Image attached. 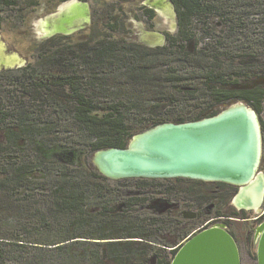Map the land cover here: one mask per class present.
<instances>
[{
    "label": "trees",
    "instance_id": "16d2710c",
    "mask_svg": "<svg viewBox=\"0 0 264 264\" xmlns=\"http://www.w3.org/2000/svg\"><path fill=\"white\" fill-rule=\"evenodd\" d=\"M27 1L29 8L44 0ZM170 1L176 11L178 33L176 36L165 34L166 46L149 48L143 44L93 36L74 44L70 35H55L39 46L37 62L0 72L1 133L13 146L15 154L21 152L19 149L23 150L19 143L24 141L37 156L33 161L21 162L7 151L9 161H5L2 168L4 176L0 177V190L11 195L23 188L26 191L41 188L43 192L41 199L27 194L25 201L29 202L26 209L33 215L32 221L35 218L32 222L35 226H18L0 234V264H32L30 258H40L42 264H152V259L154 264H171L182 243L198 228L231 211L216 209L211 217L202 219L199 215L195 221H185L171 211L158 214L162 204L174 200L188 206L189 196L205 195V192L209 196L207 202L211 204L214 200L210 193L216 197V186H222L219 204L227 208L232 198L228 189L231 185L182 178L111 180L86 165V157L96 152L126 149L136 135L163 124L200 121L207 112L233 101H248L258 111H264V88L249 92L250 96L231 90L239 83L237 77L243 78L247 74L248 78H256L263 74L242 72L235 65L225 66L203 52L187 50L194 38L192 28L196 18L236 11L241 0ZM17 4L16 0H0V12ZM141 10L142 17L153 28L155 10L147 6ZM110 21L109 18L101 20L102 28L118 31L117 24ZM189 59L197 65L191 72L172 67L179 61L190 63ZM158 67L163 70L158 71ZM96 76L118 86V95H125L126 91L127 97L132 99L114 98L105 108H99L107 110L106 115L99 117L95 114L99 103L97 96L105 89L100 87L96 92V83L92 79H97ZM138 94L147 98L149 110L142 120L132 119L135 109L142 105L137 99ZM180 96L195 102L192 115H178L174 110L166 116L156 115L166 97L170 105L178 106ZM28 99L40 104L41 109L51 108V112H44L51 125L65 126L68 132L79 131L88 138L87 141L77 148L69 143L64 145L51 139L38 141L37 137H32L36 130L27 121ZM66 112L70 118L65 120L60 115L64 116ZM217 114L213 111L207 118ZM53 129L47 133L52 134ZM55 165L65 172L63 170L57 176L50 192L47 184L38 183L43 179L39 174L48 175ZM72 167H77L74 172ZM154 196L161 198L154 199ZM98 199L100 203H94ZM152 201L155 202L153 207ZM201 207L206 205L201 204ZM61 214L67 217L66 226L51 229V224L58 222L57 217ZM91 219L98 228H91L88 233H84V229L74 230V225ZM44 230L51 233L42 236ZM250 256L257 264V253H250Z\"/></svg>",
    "mask_w": 264,
    "mask_h": 264
},
{
    "label": "rangeland",
    "instance_id": "374dc122",
    "mask_svg": "<svg viewBox=\"0 0 264 264\" xmlns=\"http://www.w3.org/2000/svg\"><path fill=\"white\" fill-rule=\"evenodd\" d=\"M16 1L18 3L16 7L7 9L3 8L0 12V45L3 47L6 56L17 55L21 59L22 62L20 67H26L29 63L37 62V55L40 54L37 51L41 50V47L39 46L47 39L56 35L54 33H47L49 30H46L45 32L43 29L44 24L46 28H51L52 24L58 22L56 20L59 16L64 14L66 9L75 3L86 6V9H88L87 12L89 15V22L82 23L83 18L80 19L81 21L78 22L80 24L77 25L71 35L66 32L57 33L70 35V37L73 38L71 41H73L74 44L80 42V39L82 42L87 40L90 36H93V38L96 37L98 39L106 37L110 40L143 44L146 47L154 48L148 46L146 43L149 33H159L163 35L164 38L165 33L173 36H176L178 33L176 11L169 0H44L37 3L35 7L29 8L27 0ZM237 5L236 11L228 12L227 14H222L221 16L212 15L210 17L203 16L196 18V21L194 20L193 22L192 28V35L194 38L188 44L187 50L191 53L194 51L203 52L209 58H217L218 61L223 63L225 66L235 65L236 68H240L242 72L245 71L253 73V71H255L257 74H263L260 75L263 77H259L257 79L255 78V80L251 81L248 80L243 83V85H248L250 87L264 85V0H241L237 3ZM143 6L152 8L156 12L153 28H151L150 23L142 17L141 8ZM107 18L111 19V24H117L118 31L114 32L102 28L101 20L107 21ZM80 32L84 33L80 34ZM166 45V40H163L161 47ZM175 59L178 60L179 55L176 56ZM176 66L186 69L184 72H191L197 67V65L191 60L190 63L186 61L176 62L172 67ZM6 70L9 69L0 70V72ZM13 70H17V68H13ZM157 70L161 71L163 69L158 67ZM93 76L94 75H92V77ZM98 77L97 79L92 78L96 83V92L98 93L100 87L104 88L105 91L103 94H98L97 96L99 103L97 104L98 110L95 111V114L99 117H103L107 114V110L101 111L99 108H105L114 98L121 99L126 97L124 100H127L131 97H127L128 95L126 94V91H124L125 95H118L120 92L118 86L116 87L115 85L106 83ZM100 77H102V75ZM240 79H244V77ZM124 88L128 89L127 86ZM139 96L140 95L138 94L137 99L138 101H142V105L135 109V117L132 116V119L138 118L139 120H142L146 117L145 115L149 112V110L146 107L147 98ZM185 97L186 96H183L182 98L180 96L177 99L178 104H180L178 106L170 105L169 99L166 97V99L162 101L156 115L166 116L167 114L173 112V110L178 115H192L195 111V102L190 98ZM133 100L135 99L133 98ZM240 103L241 102L237 103L235 101L226 104V106ZM7 106L11 107L10 105ZM226 106L221 105L216 107L212 111L207 112L206 115H210L213 111H216L219 114L226 108ZM249 107L254 110L251 106ZM25 110L30 112L28 115L29 117L27 118L28 124L31 127L34 126L36 130L31 136L37 137L38 141L51 139L64 145L69 143L77 148H81V144L86 142L88 139L79 131L68 132L67 130L69 129H66L65 126L58 127L56 125H51V123H49L50 120H47V118L45 119V113L51 112V108L48 109L44 107L41 109L40 104L37 105L33 102V100L31 101L28 99L26 101ZM206 115H204L203 118H205ZM60 117L66 120L70 118V114L66 112L64 116L60 115ZM52 127L54 128L52 130V134H48L47 131H50ZM19 144L23 147V150L19 149L18 151L21 152H17V154H15L16 151H14L13 146L10 145L6 136L4 133H1L0 129V177L4 176L2 175V168L6 165L5 161H9L7 160L8 157H6L8 154H10L13 159L15 158V160L21 162L24 160L27 162V159H31L30 161H33L37 158L33 151L26 146L24 141H21ZM7 151L8 154H6ZM92 156L93 154L86 157V165H88V167L90 166V168L95 171L91 165ZM72 168L74 172L77 167ZM63 170L65 172V169L60 166H53L48 175L44 174V176H42L39 174V176L43 177V179L38 183L42 186L47 184L46 187L50 190V188L56 184V181L58 180L57 176L60 175ZM79 172L80 170L76 172V175ZM27 194H29L28 196L34 195L35 197L41 199L43 192L41 188H37L34 191H26L23 188L18 193L11 195V193L7 191L2 193L0 190V234L4 232V230L12 231L14 227H28L29 225H36L32 224V222L35 221V218L32 221L33 215L26 209V206L29 204V202L28 204L25 202L27 201L26 198H28ZM210 196L214 200L211 204L207 202L209 200L207 197L209 196H207L206 192L205 195L200 193L198 196H189L188 206L185 210L198 213L202 219H205L208 216L211 217L210 215L212 211H215L212 206L215 205V200L219 195H216V197L213 198L210 193ZM201 201H203V203H200ZM94 203L99 204L100 199L96 200ZM201 204L206 205V207H201ZM229 207L230 206H227V208H225L223 205L219 206L217 204L216 208L226 211ZM253 216L257 217L258 214H253ZM57 218L58 222L55 221L56 223L53 224L54 228L51 224V229L53 230L66 226L67 217L65 215L61 214ZM92 220L94 219H91L88 222H82V224L74 225V230L82 231L84 229V233H88L89 229L98 228V225L95 224L96 222ZM251 223L254 226L255 222ZM247 224L248 223H241V225L236 227L239 234L251 232L252 227ZM50 233L51 232L49 230H44L42 236H47ZM245 244L246 241L244 239L240 240L239 247L241 248L242 264H256L255 262H252L250 253H257L258 245L250 247ZM30 260L32 264H42V262L39 261L40 258H30ZM52 261L53 259L50 262ZM152 264H154L153 259Z\"/></svg>",
    "mask_w": 264,
    "mask_h": 264
},
{
    "label": "water",
    "instance_id": "95a60500",
    "mask_svg": "<svg viewBox=\"0 0 264 264\" xmlns=\"http://www.w3.org/2000/svg\"><path fill=\"white\" fill-rule=\"evenodd\" d=\"M163 40V35L149 33L146 43L159 47ZM19 62L1 63L0 70L18 69L20 58ZM227 106L218 115L200 121L163 124L145 131L134 136L126 149L96 152L91 165L111 180L182 178L240 187L233 199L239 208L243 207L242 196L257 185L263 200L264 178L256 174L262 150L257 115L244 103ZM262 200L253 201L249 210L259 208ZM257 259V264H264V230L259 235ZM171 264L242 262L234 238L223 226H216L191 237Z\"/></svg>",
    "mask_w": 264,
    "mask_h": 264
},
{
    "label": "flooded vegetation",
    "instance_id": "af4514ba",
    "mask_svg": "<svg viewBox=\"0 0 264 264\" xmlns=\"http://www.w3.org/2000/svg\"><path fill=\"white\" fill-rule=\"evenodd\" d=\"M56 35H63V34H56ZM64 36H68V35H64ZM245 76L246 77H244V79H240L239 77H237V79L239 80V83L236 86H233L231 88V90H233V91H242V92H245V95L250 96L251 94H249V92H253V90H256V89H259V88H264V85H256L255 87H250L248 85H243V83H245L248 80H250V81L251 80H255V78H251V77L249 79L247 77L249 75H247V74ZM259 77H263V76H259ZM259 77H256V79L259 78ZM233 102H235V101H233ZM242 102L247 104L248 106L254 105V104H251V102H248V101H242ZM256 103H257V101H256ZM224 105H226V104H224ZM252 108L254 109L256 115L258 114L257 118H258V122H259V126H260L261 138H262V150H261L260 162H259V166H258L256 174L258 176H261V177L264 178V119H263L264 118V111L260 112L257 109H255L254 107H252ZM208 116L209 115H206L205 118H207ZM160 180H162V179H160ZM221 187L222 186H216V190L214 192L217 195H219L222 192ZM228 189H230V191L232 193V198L230 200L231 204L229 203V206H230L229 209L231 211L227 212L226 214H224V217L212 220L209 225L206 224L205 226H202V227L198 228L191 236H189L182 243V246L191 237L195 236L196 234L201 233V232H203L205 230L211 229V228L216 227V226H223L224 230L234 238V240L236 241V243L238 245V248H239L240 258H242V254H241V250H240L241 248L239 247L240 246L239 245L240 244V240L244 239L246 241L245 245L250 246V247H253V246L255 247L256 245H258L259 235L264 230V197H263V200H262V203H261L260 207L255 209V210H249V209H246L244 207L239 208V207H237L234 204L233 199L238 194L240 187H236V186H232L231 185L230 188H228ZM160 198L161 197H159V196L158 197L154 196V199H160ZM219 201H220V198L218 196L217 199L215 200V205L212 206V208L214 210L217 209L216 208L217 204L219 206H221L219 204ZM152 203L154 204L155 202L152 201L151 205H152ZM184 205L182 203H180V202H176V201L172 200V201H170V203L160 205L159 206V210L160 211H159L158 214H166L167 212L171 211L173 213L176 212L179 216H182L185 221H195V220H197L199 218V214L196 213V212H193V211H186L185 209L187 208V206H186V204H184ZM152 207H153V205H152ZM150 209H151V207H150ZM235 213H237L240 216L233 215ZM253 214H258V216L254 217ZM190 216H193V217H190ZM251 222H255L254 226L252 225ZM241 223H248L247 225L252 227L251 232H247L246 234H243V233L239 234L237 229H236V227L241 225ZM242 225H245V224H242ZM179 249L177 250V252L179 251ZM177 252H176V254H177Z\"/></svg>",
    "mask_w": 264,
    "mask_h": 264
},
{
    "label": "bare ground",
    "instance_id": "6f19581e",
    "mask_svg": "<svg viewBox=\"0 0 264 264\" xmlns=\"http://www.w3.org/2000/svg\"><path fill=\"white\" fill-rule=\"evenodd\" d=\"M88 9H86V6L75 3L72 4L69 8L66 9L64 14L60 15L59 18L56 20L58 22L52 24L51 28H46L44 24V31L49 30L47 33L49 34H57L59 33H72L74 29H76L78 23L81 21L80 19L83 18L82 23H88L89 22V15H88ZM87 13V14H86ZM51 29V30H50ZM0 64H15L20 63L19 58H17V55L12 56H6L5 51L3 50V47L0 45ZM261 197L259 193V186L254 185L250 191L248 192V195L242 196L241 205L246 208H252L254 206L253 201L258 200Z\"/></svg>",
    "mask_w": 264,
    "mask_h": 264
},
{
    "label": "clouds",
    "instance_id": "9594fccd",
    "mask_svg": "<svg viewBox=\"0 0 264 264\" xmlns=\"http://www.w3.org/2000/svg\"><path fill=\"white\" fill-rule=\"evenodd\" d=\"M53 37V36H52Z\"/></svg>",
    "mask_w": 264,
    "mask_h": 264
}]
</instances>
